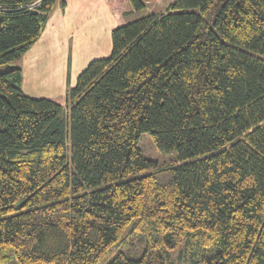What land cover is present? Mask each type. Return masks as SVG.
<instances>
[{"label":"trees","instance_id":"1","mask_svg":"<svg viewBox=\"0 0 264 264\" xmlns=\"http://www.w3.org/2000/svg\"><path fill=\"white\" fill-rule=\"evenodd\" d=\"M56 2L0 0V264H264V0L112 29L65 106L23 93L17 64Z\"/></svg>","mask_w":264,"mask_h":264},{"label":"crops","instance_id":"2","mask_svg":"<svg viewBox=\"0 0 264 264\" xmlns=\"http://www.w3.org/2000/svg\"><path fill=\"white\" fill-rule=\"evenodd\" d=\"M52 11L17 64L23 93L65 106L68 88L90 61L110 56L111 30L129 22L134 9L130 0H57Z\"/></svg>","mask_w":264,"mask_h":264},{"label":"rangeland","instance_id":"3","mask_svg":"<svg viewBox=\"0 0 264 264\" xmlns=\"http://www.w3.org/2000/svg\"><path fill=\"white\" fill-rule=\"evenodd\" d=\"M156 1V2H154ZM172 0H153L154 3H147V7L143 12L134 11V15H131L130 18H128V21H133L135 18H138L142 15H145V13L148 12H164L167 4ZM138 145L141 148L143 156L148 158L149 160H153L158 165H164V164H171L174 159L176 158V155L173 154H167L160 152L155 144H153L152 137L149 133H143L141 134L139 138ZM138 237H132V239H129L127 244L121 248L124 254L128 256H135L138 257L140 253L143 251L144 242L139 243ZM177 253L175 254V256ZM110 259V258H109ZM7 264H16V260H12L11 262H8Z\"/></svg>","mask_w":264,"mask_h":264}]
</instances>
